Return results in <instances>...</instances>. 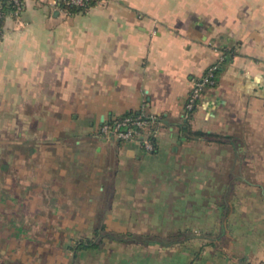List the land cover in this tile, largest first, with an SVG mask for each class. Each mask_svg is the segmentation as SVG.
<instances>
[{
  "label": "crops",
  "instance_id": "0c3cea01",
  "mask_svg": "<svg viewBox=\"0 0 264 264\" xmlns=\"http://www.w3.org/2000/svg\"><path fill=\"white\" fill-rule=\"evenodd\" d=\"M212 65L214 84L186 111ZM135 113L158 116L153 152L99 134ZM0 129L7 154L20 148L33 167L36 201L61 204L56 217L83 213L88 237L97 220L191 236L104 241L79 253L89 264H141L108 253L124 247L168 249V264L264 262V0H102L75 12L27 0L2 22Z\"/></svg>",
  "mask_w": 264,
  "mask_h": 264
},
{
  "label": "rangeland",
  "instance_id": "374dc122",
  "mask_svg": "<svg viewBox=\"0 0 264 264\" xmlns=\"http://www.w3.org/2000/svg\"><path fill=\"white\" fill-rule=\"evenodd\" d=\"M3 129L0 134L4 135ZM0 159L9 160L10 170L6 175L3 184L11 193H22L26 186L27 194H23V200L26 203L25 209L15 216L17 224H22L24 228L35 237L38 244L27 243L23 240H14L10 244L1 246L0 262L8 260L24 264H74L70 259V253L67 247L71 244V239L88 236L89 220L83 218V213H72L75 217H56L52 214L51 202H37V186L31 181L32 168L29 162L21 161L20 148H10V153L5 150V138L0 139ZM9 141V140H7ZM46 158V156H45ZM29 175V176H28ZM36 174L33 176L35 180ZM43 177H40V180ZM45 191V190H44ZM43 192V191H42ZM31 193V194H30ZM58 206L61 204H57ZM64 215H67L64 213ZM60 216V215H59ZM158 222H168V220H158ZM161 237L167 236V228L159 229ZM110 241L105 239V242ZM111 242V241H110ZM164 250V249H161ZM108 253H115L118 258H140L141 264H168V249L159 251L155 248L131 249V247L121 248L119 251L110 250ZM107 252L100 256L107 257ZM140 254V255H138ZM116 255V256H117ZM92 256L82 255L76 260L78 264H89ZM165 260V261H163ZM87 262V263H86Z\"/></svg>",
  "mask_w": 264,
  "mask_h": 264
},
{
  "label": "trees",
  "instance_id": "16d2710c",
  "mask_svg": "<svg viewBox=\"0 0 264 264\" xmlns=\"http://www.w3.org/2000/svg\"><path fill=\"white\" fill-rule=\"evenodd\" d=\"M67 11H84V9L82 10L67 7ZM193 134L207 136L208 138L214 140L222 138L216 134H205L203 132H193ZM9 165L10 163L6 159H0V256H3L1 254V250L4 249L1 246L10 244V242L14 240H23L31 244H38L39 242L35 237L30 236L31 233L27 230V228H24L22 224H17V222L14 220L15 216L19 214L20 211L25 209L26 203L21 196L22 193L13 194L3 184V181L10 170ZM56 206L57 204H53L51 207L54 208ZM97 224L98 227L94 230V233L91 237L85 236L71 239V244L67 247V249L70 253V259L72 262L77 260L80 252L88 249L99 248L105 239L121 243L161 244L163 246H168L170 243L186 241L191 237L190 234L185 231H178L174 234L167 233L165 238L157 234L117 233L112 231L108 232L105 230V224L102 223V220H97ZM0 264L21 263L3 260L0 262ZM261 264H264V262Z\"/></svg>",
  "mask_w": 264,
  "mask_h": 264
},
{
  "label": "built area",
  "instance_id": "2783aa9c",
  "mask_svg": "<svg viewBox=\"0 0 264 264\" xmlns=\"http://www.w3.org/2000/svg\"><path fill=\"white\" fill-rule=\"evenodd\" d=\"M27 0H0V38L2 22L6 16L18 17ZM60 11H67V7L87 10L96 2L102 0H40ZM216 65L210 66L200 80H194L188 92L185 110L191 111L203 88L214 84ZM158 122V116L144 113L126 114L116 118L104 120L99 126V134L111 137L120 142L134 141L146 152H153L152 128Z\"/></svg>",
  "mask_w": 264,
  "mask_h": 264
}]
</instances>
